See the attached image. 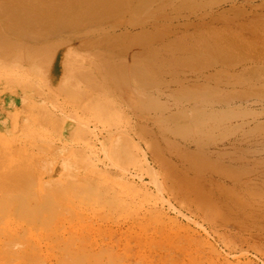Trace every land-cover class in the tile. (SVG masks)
<instances>
[{"label": "rangeland", "instance_id": "rangeland-1", "mask_svg": "<svg viewBox=\"0 0 264 264\" xmlns=\"http://www.w3.org/2000/svg\"><path fill=\"white\" fill-rule=\"evenodd\" d=\"M59 1L0 0V264H264V0Z\"/></svg>", "mask_w": 264, "mask_h": 264}, {"label": "bare ground", "instance_id": "bare-ground-1", "mask_svg": "<svg viewBox=\"0 0 264 264\" xmlns=\"http://www.w3.org/2000/svg\"><path fill=\"white\" fill-rule=\"evenodd\" d=\"M107 2L108 0H94V2H86V3H79V4H82L81 7L77 6L74 2L73 4L72 3H69L67 4V6L65 5L67 2H69V0H60L59 2H55V3H52V5L49 7V9L45 6L42 11H38V10H35L34 9L36 8V5L35 4H31V5H27V4H20V6H22L23 8H27V7H30L31 8V11L30 12H34V17L32 19V23H38V25H41L43 24L45 27V31H48L49 30V33L51 32L52 34L53 33H58L60 34V32H69V31H81L85 28V24H89V25H92V26H96L94 28V30H96V28H99L100 30H105V28L107 27H114L113 25H111L112 23L110 24H107L106 22H104V24L102 22H99L101 20H98L97 21V16H95L93 20H91L92 18L90 17H87V15H91V14H94V12H96L94 6L95 4H100V3H104ZM83 4H84V7H83ZM102 11V10H101ZM100 12V11H99ZM98 12V13H99ZM104 13V15L106 14V12L103 10L102 11ZM100 12L98 14V19H99V16L102 17L103 13ZM102 13V14H101ZM108 14V13H107ZM113 16V15H112ZM87 17V18H86ZM110 18V17H108ZM107 17L103 18V20L105 19H108ZM85 20H89V21H85ZM28 20H26L27 22ZM110 21V20H109ZM112 22V21H110ZM107 26V27H104L103 26ZM117 27H119V25H116ZM114 29H117L114 27ZM87 32L89 30H86ZM113 31V30H112ZM128 32V31H127ZM50 33V34H51ZM94 32H89V34H93ZM229 33V32H228ZM63 34V33H62ZM78 34V33H77ZM96 35V34H95ZM101 35V34H99ZM240 35V34H239ZM59 36V35H58ZM108 37V36H107ZM233 37V36H232ZM232 37H230L232 39ZM106 38V37H105ZM234 38V37H233ZM228 39V38H227ZM235 39V38H234ZM141 40V39H140ZM229 40V39H228ZM227 40V41H228ZM71 41V40H70ZM220 41V40H219ZM226 41V43H228ZM233 41H236V40H232L230 41L229 40V43H228V47L230 45H232ZM238 41V40H237ZM236 41V42H237ZM111 42V41H110ZM221 42V41H220ZM232 42V43H231ZM215 45H217L218 41L214 42ZM225 43V42H224ZM224 43H220V46L219 47H222V45ZM238 43V42H237ZM235 43V44H237ZM104 44V43H103ZM219 44V43H218ZM230 44V45H229ZM241 46H242V43H240ZM109 45V44H107ZM238 45V44H237ZM225 48L227 46L223 45ZM234 47V44L232 45ZM218 47V46H217ZM233 47H229V48H233ZM235 47L237 48H240L239 45ZM109 48V47H108ZM214 48V47H213ZM228 49V48H227ZM219 51L221 49H218ZM225 50V49H224ZM229 50V49H228ZM260 51V50H259ZM222 52V51H221ZM226 52V51H225ZM230 52V51H229ZM111 54V53H109ZM219 54V53H218ZM223 54V52L221 53V55ZM225 54V53H224ZM231 54V53H230ZM220 57V56H219ZM237 57V56H236ZM240 57V55H239ZM248 57V56H247ZM251 59V58H250ZM259 59V58H258ZM223 74V73H222ZM156 80V79H155ZM252 80V79H251ZM142 85V84H141ZM192 92V91H191ZM205 92V91H204ZM203 93V92H202ZM207 93V92H206ZM189 95V93H188ZM191 96H194V94H192ZM199 121H202L200 122V124H205L207 122V119L206 118H199ZM181 127V126H180ZM194 185V184H192ZM200 193V192H199ZM202 194V193H201ZM205 195V193H204ZM208 195V194H207ZM199 196V195H198ZM202 197V196H201ZM209 197V196H208ZM207 197V199H208ZM205 199V198H203ZM202 199V200H203ZM211 200V199H210ZM205 201V200H203ZM239 201V200H238ZM210 202V201H209ZM212 202V201H211ZM214 202V201H213ZM199 203V202H198ZM245 203V202H244ZM200 204V203H199ZM210 204V203H208ZM216 204V203H215ZM214 204V205H215ZM201 205V204H200ZM206 205V204H205ZM228 205V204H227ZM218 206V205H217ZM207 207V206H206ZM258 207V206H257ZM204 208V207H203ZM208 208V207H207ZM206 208V209H207ZM215 208V207H214ZM229 208V207H228ZM210 209V208H209ZM233 209V208H232ZM220 211V210H219ZM208 212V211H207ZM210 212H211V209H210ZM254 212V211H253ZM218 213V212H217ZM223 213V212H222ZM217 216V215H216ZM212 217V216H210ZM219 218V217H218ZM223 219V218H222ZM227 219V218H226ZM229 219V218H228ZM12 258V257H11ZM13 260V259H12ZM15 262V261H14ZM12 263V262H11Z\"/></svg>", "mask_w": 264, "mask_h": 264}, {"label": "crops", "instance_id": "crops-1", "mask_svg": "<svg viewBox=\"0 0 264 264\" xmlns=\"http://www.w3.org/2000/svg\"><path fill=\"white\" fill-rule=\"evenodd\" d=\"M14 101L7 96L5 92L0 91V135L5 129L6 125H9L10 117L13 118ZM12 113V115H11ZM8 114L10 116H8Z\"/></svg>", "mask_w": 264, "mask_h": 264}]
</instances>
